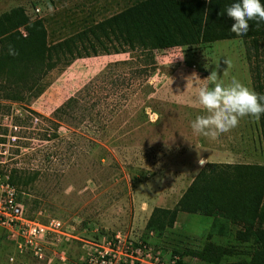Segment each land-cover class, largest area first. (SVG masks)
Returning a JSON list of instances; mask_svg holds the SVG:
<instances>
[{
    "label": "rangeland",
    "instance_id": "rangeland-1",
    "mask_svg": "<svg viewBox=\"0 0 264 264\" xmlns=\"http://www.w3.org/2000/svg\"><path fill=\"white\" fill-rule=\"evenodd\" d=\"M134 1L0 0V12L8 11L19 28L40 17L59 37L82 19ZM244 43L229 37L156 48L149 66L139 50L76 57L48 71L37 96L0 99V173L20 174L14 185L25 212L38 222L59 219L64 232L46 233L37 253L0 234V264H205L198 251L207 241L206 216L179 212L180 222L162 232L144 223L156 197L170 202L181 193L200 167L198 155L222 159L229 151L228 162H264L251 116L217 139L190 127L207 114L196 92L213 70L225 85L235 77L252 89ZM182 52V60L175 57ZM84 86L77 104L53 116ZM259 219L264 224V194ZM235 229L231 224L214 241L229 248L221 261L249 258V242L235 240ZM140 244L150 247L148 255Z\"/></svg>",
    "mask_w": 264,
    "mask_h": 264
},
{
    "label": "trees",
    "instance_id": "trees-1",
    "mask_svg": "<svg viewBox=\"0 0 264 264\" xmlns=\"http://www.w3.org/2000/svg\"><path fill=\"white\" fill-rule=\"evenodd\" d=\"M234 2L239 0H136L99 19H82L59 37L50 36L40 17L25 19L19 28L12 15L2 11L0 99L20 101L37 96L45 85L42 77L76 57L139 50L149 66L154 65L152 50L156 48L229 37L245 40L251 87L264 95V71L259 69L260 62L264 63V22L257 25L250 20L249 31L244 36L235 35L230 31L235 21L225 11ZM9 46L18 54L9 55ZM86 87L66 97L54 108L53 116L67 113ZM257 125L264 152V114ZM20 177L9 174L8 181L15 184ZM263 194L264 162L207 160L172 206H152L144 226L162 232L173 225L179 212L211 215L207 241L198 251L205 264H264V224L259 219ZM231 224L236 225L233 238L249 242L248 260L221 261L229 248L210 239L212 234L227 235Z\"/></svg>",
    "mask_w": 264,
    "mask_h": 264
},
{
    "label": "clouds",
    "instance_id": "clouds-1",
    "mask_svg": "<svg viewBox=\"0 0 264 264\" xmlns=\"http://www.w3.org/2000/svg\"><path fill=\"white\" fill-rule=\"evenodd\" d=\"M225 11L235 21L230 31L237 36H244L249 31L250 20H255L257 25L264 22V4L261 0H239ZM8 54L18 53L9 46ZM175 57L182 60L183 52ZM225 63L227 67H231L229 60L226 59ZM219 77L216 70H213L203 79L204 84L196 92L198 103L207 114L198 115L191 121L190 127L195 135L217 139L221 134L237 127L240 118L251 116L254 120H259L264 114V95L255 92L235 77L227 85ZM197 163L202 168L207 160L198 155Z\"/></svg>",
    "mask_w": 264,
    "mask_h": 264
},
{
    "label": "built area",
    "instance_id": "built-area-1",
    "mask_svg": "<svg viewBox=\"0 0 264 264\" xmlns=\"http://www.w3.org/2000/svg\"><path fill=\"white\" fill-rule=\"evenodd\" d=\"M63 225L57 218H51L44 222H38L31 218L24 208L22 201L18 199V191L14 184L8 181L7 175L0 173V234L15 237L16 247L22 246L34 248L37 253L39 247L37 241L46 233L63 234ZM145 255H148L149 246L140 244ZM37 247V248H36Z\"/></svg>",
    "mask_w": 264,
    "mask_h": 264
},
{
    "label": "crops",
    "instance_id": "crops-1",
    "mask_svg": "<svg viewBox=\"0 0 264 264\" xmlns=\"http://www.w3.org/2000/svg\"><path fill=\"white\" fill-rule=\"evenodd\" d=\"M227 152V153H226ZM217 154H219V153H215V156L217 155ZM224 154L226 155V156H231V152H229V151H224V153L223 154H221V156L223 157L222 159H217V158H206L205 160H211V161H215V160H219V161H228V159H226V156L224 157ZM228 154H230V155H228ZM179 196V195H178ZM178 196H176L174 199H171V201L170 202H168V200H170V199H167L166 197H164V198H160V197H156L157 199H156V201L153 203V206L154 205H159V206H171V205H173V203L176 201V199H177V197ZM162 199L164 200V201H162ZM179 214V213H178ZM178 214H177V217H176V220L174 221V223H173V228L176 226V223L178 222H180L179 220H178ZM198 214V213H197ZM201 215H203V214H201ZM204 216H206L207 217V219H206V221H205V225L206 226H204V229H203V231L206 233V231L208 230V227H209V224H210V222H211V219H212V216L211 215H204ZM184 221V220H183ZM182 221V222H183ZM225 235H219V234H212L211 235V237H210V239L211 240H213V241H217V238H222V237H224Z\"/></svg>",
    "mask_w": 264,
    "mask_h": 264
}]
</instances>
